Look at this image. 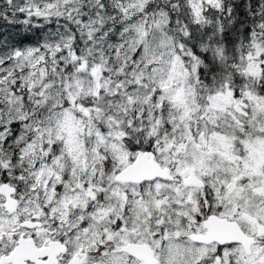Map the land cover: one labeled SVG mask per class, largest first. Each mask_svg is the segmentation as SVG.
Here are the masks:
<instances>
[{"label":"snow or ice","instance_id":"obj_1","mask_svg":"<svg viewBox=\"0 0 264 264\" xmlns=\"http://www.w3.org/2000/svg\"><path fill=\"white\" fill-rule=\"evenodd\" d=\"M0 264H264V0H0Z\"/></svg>","mask_w":264,"mask_h":264}]
</instances>
